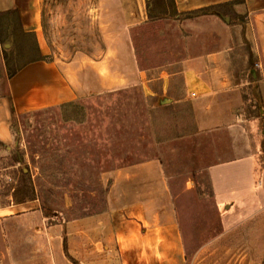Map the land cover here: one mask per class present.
<instances>
[{
    "label": "rangeland",
    "instance_id": "rangeland-1",
    "mask_svg": "<svg viewBox=\"0 0 264 264\" xmlns=\"http://www.w3.org/2000/svg\"><path fill=\"white\" fill-rule=\"evenodd\" d=\"M148 2L147 23L129 30L120 29L118 15L108 12L116 8L115 0H41L38 34H21L14 12L0 17V95L9 74L36 59L77 74L80 84L93 83L97 68L102 69L98 62L125 77L139 72L120 88L14 115L11 140L0 141V207H39L47 222L62 225L71 261L118 264L102 173L156 157L175 197L188 264H238L241 246L264 248V215L257 222L232 223L225 232L223 218L230 208L216 203L209 176L210 165L229 158L219 151L223 143L208 129L183 135L181 126L189 117L176 118L174 110L157 97L144 96L139 87L149 78L159 86L162 74L179 70L187 55L222 47L230 38L224 17L232 26L245 22V16L233 4L176 14L171 0ZM236 31L233 27L231 35ZM251 45L238 40L234 67L251 82L249 93L242 94L247 103L243 116L260 130L264 99L259 80L264 79L250 71L257 69ZM249 228L257 234H247ZM230 247L237 252L230 253ZM256 260L264 262V254L250 251L244 264Z\"/></svg>",
    "mask_w": 264,
    "mask_h": 264
},
{
    "label": "crops",
    "instance_id": "crops-1",
    "mask_svg": "<svg viewBox=\"0 0 264 264\" xmlns=\"http://www.w3.org/2000/svg\"><path fill=\"white\" fill-rule=\"evenodd\" d=\"M148 1L115 0L116 8L108 12L118 15L120 29L129 30L149 20ZM171 3L176 14L233 4L241 9H235L236 12L245 16V22L232 26L226 24L228 17H224L223 29H227L230 38L227 43L224 39L222 47L187 55L181 58L179 70L162 74L159 86L154 78H149L139 87L144 96L157 97L166 109L174 110L176 118L189 117L180 133L198 134L208 129L223 143L219 151L229 158L210 165L209 176L216 203L230 208L223 218L228 232L235 223L257 222L264 215L258 214L264 211V128L256 129L254 122L243 116L247 103L242 94L249 93L251 82L243 78L244 71L235 69L233 54L238 40L250 41L257 68L250 71L261 73L264 79V0H171ZM14 11L25 32L38 34L41 0H0V15ZM233 27L237 29L235 35H231ZM1 55L0 42V59ZM102 65L97 63L102 69L97 68L91 85L87 81L80 84L77 74L64 71L53 61L33 60L16 70L6 78L0 95V141L11 140L10 123L14 115L69 103L83 94L120 88L139 75L133 72L125 77ZM262 83L264 80H259L264 99ZM260 111L258 119L264 123V106ZM104 176L108 183L107 218L117 263L188 264L175 197L161 160L154 157L125 164L102 173ZM25 204L0 207V264H84L69 258L62 225H52L39 207L27 208ZM247 232L255 235L258 231L249 228ZM236 250L229 248L230 253ZM239 250L242 256L238 264H244L250 251L264 254L263 247L241 246ZM254 263L264 264L258 260Z\"/></svg>",
    "mask_w": 264,
    "mask_h": 264
},
{
    "label": "trees",
    "instance_id": "trees-1",
    "mask_svg": "<svg viewBox=\"0 0 264 264\" xmlns=\"http://www.w3.org/2000/svg\"><path fill=\"white\" fill-rule=\"evenodd\" d=\"M14 13L16 14V16H17V18H18V15H17V13L14 11ZM7 14H9V12H7V13H5V14H3V15H0V17L1 16H5V15H7ZM18 28H19V31L21 32V34H27V32H25L23 29H22V27H21V24H20V21H19V18H18ZM0 42H2V40H1V36H0ZM2 54H4V52L2 51ZM36 60H39V59H36ZM21 68V67H20ZM19 69V68H18ZM17 69V70H18ZM16 72V70L15 71H13V72H11L10 74H9V76H11L12 74H14ZM44 215V214H43Z\"/></svg>",
    "mask_w": 264,
    "mask_h": 264
}]
</instances>
